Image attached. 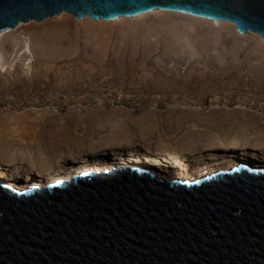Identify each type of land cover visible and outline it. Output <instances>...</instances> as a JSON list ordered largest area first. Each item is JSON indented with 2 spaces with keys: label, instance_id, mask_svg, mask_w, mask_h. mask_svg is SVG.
<instances>
[{
  "label": "rangeland",
  "instance_id": "rangeland-1",
  "mask_svg": "<svg viewBox=\"0 0 264 264\" xmlns=\"http://www.w3.org/2000/svg\"><path fill=\"white\" fill-rule=\"evenodd\" d=\"M0 35V173L14 188L117 168L190 182L264 169L257 34L166 12H62Z\"/></svg>",
  "mask_w": 264,
  "mask_h": 264
},
{
  "label": "water",
  "instance_id": "water-1",
  "mask_svg": "<svg viewBox=\"0 0 264 264\" xmlns=\"http://www.w3.org/2000/svg\"><path fill=\"white\" fill-rule=\"evenodd\" d=\"M155 10L264 39V0H0V33L62 12L108 21ZM0 264H264V169L190 182L117 168L23 191L0 180Z\"/></svg>",
  "mask_w": 264,
  "mask_h": 264
},
{
  "label": "bare ground",
  "instance_id": "bare-ground-1",
  "mask_svg": "<svg viewBox=\"0 0 264 264\" xmlns=\"http://www.w3.org/2000/svg\"><path fill=\"white\" fill-rule=\"evenodd\" d=\"M161 12H166V13H168V14H175V15H183V16H187V17H191V18H195V19H201V21L202 20H207V19H203V18H198V17H194V16H190V15H187V14H182V13H176V12H169V11H161V10H155V11H153V12H149V13H145V14H141V15H138V16H135V17H126V16H122V17H119L118 19H115V20H108V21H106V20H104V19H98V20H94V21H100V22H109V23H112V22H116V21H122V20H128V19H130V20H132V19H141V18H143V17H145V16H147V15H151V14H158V13H161ZM87 16V18L88 19H90V20H92L88 15H86ZM85 16V17H86ZM85 17L83 18V19H85ZM83 19H77V20H83ZM209 21H212V23H217V24H219V23H225V24H229V25H231V26H233L236 30H237V28L235 27V25L234 24H232V23H230V22H222V21H214V20H209ZM238 31V30H237ZM238 33H240V32H238ZM248 33H253V32H248ZM247 33V34H248ZM241 34V33H240ZM254 34V33H253ZM242 35H246V34H242ZM1 36H3V35H0V38H1ZM259 36V35H258ZM260 37V36H259ZM261 38V37H260ZM263 41H264V39L263 38H261ZM0 64H1V54H0ZM1 166H0V170H1ZM258 168H264L263 166L261 167V166H259ZM6 170V169H5ZM3 172V171H2ZM7 172V171H6ZM0 179H1V181H3V182H5V183H11L12 182V180L10 179V177L9 176H7V174H4V173H0ZM17 179V178H16ZM15 182H18V183H20L21 181L20 180H15ZM17 185V184H16Z\"/></svg>",
  "mask_w": 264,
  "mask_h": 264
}]
</instances>
